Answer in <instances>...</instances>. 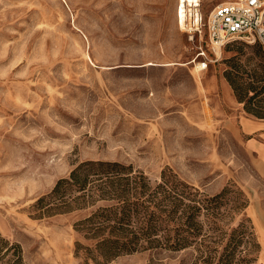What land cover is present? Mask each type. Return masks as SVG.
I'll return each instance as SVG.
<instances>
[{"label":"rangeland","instance_id":"1","mask_svg":"<svg viewBox=\"0 0 264 264\" xmlns=\"http://www.w3.org/2000/svg\"><path fill=\"white\" fill-rule=\"evenodd\" d=\"M219 1L199 0L203 22ZM177 5L0 0V238L10 243L0 242V264H85L77 243L97 239L76 223L110 201L42 218L31 206L87 160L130 165L151 184L169 167L209 196L227 187L218 222L243 221L256 246L240 247L241 264H264L253 216L254 204L264 209V184L253 183L243 103L225 76L260 57L243 40L217 53L205 28L200 38L191 23L178 26ZM194 256L146 249L107 264H194Z\"/></svg>","mask_w":264,"mask_h":264},{"label":"trees","instance_id":"2","mask_svg":"<svg viewBox=\"0 0 264 264\" xmlns=\"http://www.w3.org/2000/svg\"><path fill=\"white\" fill-rule=\"evenodd\" d=\"M253 44L260 57L257 67L248 71L237 68L225 76L244 111L264 118L263 44L258 40ZM226 192L224 187L209 196L181 180L169 167L163 168L160 179L151 184L142 171H134L130 165L87 160L68 177L60 178L51 192L31 207L34 216L42 218L101 199L110 201L76 223L87 236L97 239L93 247L77 243L78 252L85 249V264L90 258L95 264H107L119 255L139 250L177 252L187 248L195 252L194 264H241L248 258L241 256L246 248L240 247L252 248L256 242L243 221L230 228L218 222ZM0 242L3 248L10 244L3 238ZM20 259L7 264H19Z\"/></svg>","mask_w":264,"mask_h":264},{"label":"built area","instance_id":"3","mask_svg":"<svg viewBox=\"0 0 264 264\" xmlns=\"http://www.w3.org/2000/svg\"><path fill=\"white\" fill-rule=\"evenodd\" d=\"M191 31L202 37L205 28L211 44L219 48L234 40L247 43L260 41L264 46V0H220L210 10L207 19L195 7ZM198 15V17H197ZM200 55H204L201 51ZM206 68L207 63L201 62Z\"/></svg>","mask_w":264,"mask_h":264},{"label":"crops","instance_id":"4","mask_svg":"<svg viewBox=\"0 0 264 264\" xmlns=\"http://www.w3.org/2000/svg\"><path fill=\"white\" fill-rule=\"evenodd\" d=\"M240 120L241 132L246 135L245 151L252 156V176L255 185L264 184V118L254 117L244 111ZM259 180V182H257ZM256 193V192H255ZM256 199V198H255ZM254 204L253 216L260 244V256L264 259V209Z\"/></svg>","mask_w":264,"mask_h":264},{"label":"bare ground","instance_id":"5","mask_svg":"<svg viewBox=\"0 0 264 264\" xmlns=\"http://www.w3.org/2000/svg\"><path fill=\"white\" fill-rule=\"evenodd\" d=\"M197 6H199V0H178V5L176 9V19L179 27L183 28L185 27L186 23L190 24L193 21L192 16L194 14V11H196L195 7ZM189 28L191 27L189 26ZM214 45L217 50V53H219L220 48L218 44L216 43ZM201 66L204 67V64H198L197 68Z\"/></svg>","mask_w":264,"mask_h":264}]
</instances>
